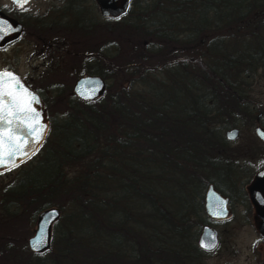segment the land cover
I'll use <instances>...</instances> for the list:
<instances>
[{
	"label": "trees",
	"instance_id": "16d2710c",
	"mask_svg": "<svg viewBox=\"0 0 264 264\" xmlns=\"http://www.w3.org/2000/svg\"><path fill=\"white\" fill-rule=\"evenodd\" d=\"M110 21L79 23L87 43L64 51L105 82L100 100L48 84L49 106L36 91L61 115L36 164L1 190L0 264H200V87L261 59L264 0H129ZM51 208L49 245L31 253L29 225Z\"/></svg>",
	"mask_w": 264,
	"mask_h": 264
},
{
	"label": "flooded vegetation",
	"instance_id": "af4514ba",
	"mask_svg": "<svg viewBox=\"0 0 264 264\" xmlns=\"http://www.w3.org/2000/svg\"><path fill=\"white\" fill-rule=\"evenodd\" d=\"M34 1L28 0L25 5L18 6L10 0H0V72L14 73L23 88L30 91L33 89L29 59L27 71L20 74L16 66L17 50L29 49L34 42L41 47L40 52L49 48L52 51L58 44L56 39L60 32L74 35L79 23L90 21L84 17L85 7L81 5L88 0H57L58 5H52L50 10L46 7L40 13V6L30 10ZM89 1L97 6L95 0ZM51 17L52 21L48 20ZM260 56L251 69H244L240 75L215 78L227 84L200 87L202 139L198 164L194 167L202 185L199 191L201 215L195 224L200 228L197 244L205 230L212 232L215 238V247L202 250L200 264H209L208 256L218 260L216 264H264V51ZM192 79L188 80L189 107L193 104ZM209 79L214 78L198 80ZM15 125L16 122L14 129ZM39 149L21 164L0 172V177L37 156ZM208 188L226 201L222 219H212L204 211ZM229 226L249 230L250 251H214L219 244L215 228Z\"/></svg>",
	"mask_w": 264,
	"mask_h": 264
},
{
	"label": "rangeland",
	"instance_id": "374dc122",
	"mask_svg": "<svg viewBox=\"0 0 264 264\" xmlns=\"http://www.w3.org/2000/svg\"><path fill=\"white\" fill-rule=\"evenodd\" d=\"M82 1V0H80ZM87 1V0H85ZM84 2V1H83ZM59 3L57 0H35L30 10L35 9L36 7L40 6L38 8L39 13L43 12L45 8L47 7V10H50V7L52 5H58ZM85 9L83 12L86 14L84 17H88L90 21H100L101 23L105 22H111L109 20H103L101 16L99 15L97 8L93 6L92 2L89 0L87 3L81 4ZM29 10V9H28ZM52 17L51 20L52 21ZM55 33V32H54ZM61 34L57 35L56 42L58 43L56 46L57 48H60L59 52L50 51V48L45 52L42 50L39 51L41 47H37L36 44L33 42L29 49H18L17 50V71L22 74L27 71V63L29 59V64L31 66V88L33 91H39L46 104L50 106V104L53 102V97L57 96L58 94H62V96H66L67 94H72V86L76 79L81 77L82 71L75 65L69 64L68 58L65 57L66 54H64L66 51L65 49H69V46L72 47L77 52L78 49L83 46V43L85 39H83L80 34L77 32L74 35H71V33L66 32H60ZM56 37V35H53ZM72 41V42H71ZM80 41L83 42L80 44ZM94 42H96V39H93V45ZM87 43V42H86ZM51 44V43H50ZM54 44V43H53ZM68 46V47H67ZM58 51V50H57ZM62 51V52H61ZM31 56V58H30ZM68 66H71V69H67ZM74 69V70H73ZM85 76V75H84ZM48 84H60L59 89L60 93L58 94H51L49 92L50 87ZM62 84V85H61ZM106 86V84H105ZM41 98V95H39ZM74 96V95H73ZM75 97V96H74ZM52 99V100H49ZM44 104V103H43ZM58 105L57 107H59ZM56 106L52 107V109H47L50 107H46V113L49 122L51 119L58 118L59 115H61V109H54L57 108ZM43 145H41L42 147ZM39 149V152L37 153V156L34 158L29 159L26 163L23 165H20L15 170H13L10 173H6L2 177H0V193L4 185H7L10 181L16 179L18 176H20L23 171L27 170L28 168H31L34 164H36L37 160L39 159V155L42 153V149ZM1 197V196H0ZM1 199V198H0ZM2 205L4 206V203H0V210ZM14 206H12L10 209H13ZM1 213V211H0ZM39 213L35 216L34 221L29 225V236L25 238V243L29 237L32 236L33 231L35 229V222L37 219ZM218 231V240L219 244L218 247L214 249L216 253H228V252H248L250 251V242L251 238H249V230L248 229H238L237 227H222V228H215ZM215 256V255H213ZM217 256V255H216ZM206 258H209L208 262L209 264H216L218 260L213 259L212 256H208Z\"/></svg>",
	"mask_w": 264,
	"mask_h": 264
},
{
	"label": "water",
	"instance_id": "95a60500",
	"mask_svg": "<svg viewBox=\"0 0 264 264\" xmlns=\"http://www.w3.org/2000/svg\"><path fill=\"white\" fill-rule=\"evenodd\" d=\"M10 1L13 4L21 6L20 0H16V2H14V0ZM128 1L129 0H95V3L97 5L99 15L103 19L112 20L120 17L125 12V10L127 9ZM26 3H23L22 6ZM104 90L105 82L97 76L90 75L79 77L74 81L72 86V93L75 98L84 102H94L100 100L103 96ZM27 92L31 93L36 98L35 101L31 103V108L33 109L34 114L38 117L39 127L44 129L45 135L38 144L33 142L25 148L24 151L27 153L26 155L17 153V155L15 156V166L27 160L40 148V146L44 143L49 130L46 110L40 96L30 90H27ZM26 129L27 125H20L19 122L16 121L15 131L13 134L15 136H20L25 140L32 141L33 138L28 134ZM231 134L232 132L229 133V135ZM10 167L13 166L0 165V172H3ZM225 209V199L218 196L211 188H208L204 199V211L206 215L215 220L222 219L224 218L222 217V214L225 212ZM57 217L58 211L54 208L44 210L38 214L33 234L26 241L27 248L31 253H41L47 249L50 241L51 226L55 222ZM42 238L46 239V242L44 243V246L40 249V251L37 252L34 250L33 244L35 241L41 240ZM213 241L215 243L213 233L205 230L203 231L199 239L198 247L201 250H210L208 248L202 247L201 245L202 242L210 245L213 243Z\"/></svg>",
	"mask_w": 264,
	"mask_h": 264
},
{
	"label": "snow or ice",
	"instance_id": "6c2138e0",
	"mask_svg": "<svg viewBox=\"0 0 264 264\" xmlns=\"http://www.w3.org/2000/svg\"><path fill=\"white\" fill-rule=\"evenodd\" d=\"M20 2L22 6L27 0ZM35 99L34 95L23 88L14 73L8 70L0 72V165L15 166L17 153L26 155L25 148L33 142L38 144L45 135L44 129L39 127L38 117L31 108V103ZM16 121L20 125H27L26 130L33 138L32 141L13 134L15 131L13 124ZM45 242L44 238L35 241L34 250L39 252ZM201 246L211 249L215 244L214 241L210 245L202 242Z\"/></svg>",
	"mask_w": 264,
	"mask_h": 264
}]
</instances>
